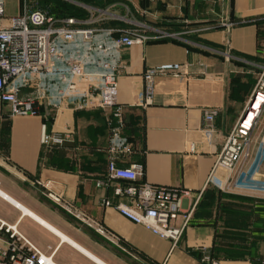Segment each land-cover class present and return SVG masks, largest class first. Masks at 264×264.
I'll use <instances>...</instances> for the list:
<instances>
[{
	"label": "crops",
	"instance_id": "crops-1",
	"mask_svg": "<svg viewBox=\"0 0 264 264\" xmlns=\"http://www.w3.org/2000/svg\"><path fill=\"white\" fill-rule=\"evenodd\" d=\"M70 1L87 12L88 7L113 6L111 10L122 15L124 4L134 20L177 35L115 53L120 61L123 135L132 145V152L120 154L117 164H140L141 180L187 190L181 209L192 211L190 224L173 244L103 204L104 198L127 201V197H116L112 187L96 185L107 175L108 120L113 113L112 109L78 108V96L68 98L58 109L45 101L37 116H11V106L0 102V190L106 264L110 263L36 212L34 198L27 195L34 190L45 193L36 181L55 185L62 203L92 221L96 229L105 230L118 264H208L206 256L221 264H264V192L223 191L210 181L226 137L264 66V0H108L96 6ZM19 7L18 0L13 15L21 13ZM106 24L127 26L115 20ZM208 26L215 28L198 30ZM77 43L78 47L69 45L70 53L84 54L85 44L81 39ZM108 58L94 52L86 60L87 68L99 70L101 61ZM173 64H181L187 74L156 77L152 103L141 105L145 72ZM44 82L50 91L61 85L55 75ZM208 108L218 110L213 130L204 127ZM44 125L52 131L70 130L73 139L48 148L41 142ZM263 136L252 149L251 161L257 158ZM256 176L264 179V158ZM215 178L224 181L227 173L218 169ZM0 200L16 215L14 222L6 221L19 228L28 215L1 195ZM50 232L60 240L53 246L61 248L66 242Z\"/></svg>",
	"mask_w": 264,
	"mask_h": 264
},
{
	"label": "built area",
	"instance_id": "built-area-1",
	"mask_svg": "<svg viewBox=\"0 0 264 264\" xmlns=\"http://www.w3.org/2000/svg\"><path fill=\"white\" fill-rule=\"evenodd\" d=\"M121 6L126 10L123 15L116 14L111 10L113 6H109L106 9L88 7L86 18H56L36 8L6 19L5 0H0V102L11 106V116H37L41 114L45 101L58 109L68 98L76 96L79 97L78 108L112 109V117L108 120L110 138L107 147L111 158L106 177L98 180L96 185L112 187L116 197H127V201L115 202L104 198L103 204L114 207L125 218L143 225L153 234L177 244L192 217V211L183 213L181 209L182 195L188 194V191L141 180L143 167L140 164L128 167L117 164L120 154L132 152V145L123 135L124 106L119 102L118 81L120 61L115 54L123 48L177 35L136 22L130 16L128 6ZM112 20L127 26L106 24ZM213 28L208 26L198 30ZM78 39L85 44L84 54L78 50L73 53L67 50L72 43L78 47ZM94 52L109 58L101 61L99 70L90 71L86 60ZM186 74L181 64L148 69L144 74L146 86L141 105L152 103L156 77ZM54 75H59L61 85L50 91L44 79ZM253 91L254 99L250 103L251 95L246 104L249 108L245 117L242 119L240 115L236 126L227 135L210 175V181L223 191L237 188L246 192H264V179L256 176L264 158V136L258 145V161H251L253 134L264 114V66ZM217 115L215 108L204 111L206 129L215 128ZM72 139L73 132L70 130L52 131L43 126L41 142L48 148L63 146ZM218 169L225 170L226 180L215 178ZM36 182L45 188L47 197L62 203V195L55 185L41 180ZM97 230L105 234L103 228ZM59 248L60 245H48L43 250L20 230L0 219V264H62L56 259ZM205 261L221 264L220 260L211 256H206Z\"/></svg>",
	"mask_w": 264,
	"mask_h": 264
},
{
	"label": "rangeland",
	"instance_id": "rangeland-1",
	"mask_svg": "<svg viewBox=\"0 0 264 264\" xmlns=\"http://www.w3.org/2000/svg\"><path fill=\"white\" fill-rule=\"evenodd\" d=\"M32 2L33 0H27L25 10L32 8ZM5 5L6 19H9L10 16L13 15V13L18 11V0H5ZM19 8V12L24 10L23 7L21 8V5ZM67 50L69 51V46H67ZM55 78L57 79V81L59 80V83H61L59 75L55 76ZM262 135H264V114L262 115L259 127L253 136V148ZM28 190H30V188H28ZM27 195L28 199L30 200L34 198L33 201L37 207V213H39L40 215L42 214L43 217H45L48 221H50L59 229L74 238L76 241L90 249L106 262L110 264L119 263V260L114 255V250L111 249L109 240H107L106 236L100 233L95 228V225L92 221L83 218L75 209H70L66 203H56L38 190L30 191V193ZM12 211L13 210H11V208H9V206L5 202L0 200V216L3 218V220L5 219L4 221L7 220L11 223L14 222V218H16V215ZM8 212L12 213L13 215H9ZM85 227H89L94 230L98 236L104 239V242L100 243L94 240L84 231ZM18 229L43 250L49 244L56 245L60 242L57 236H55V238L50 234L51 232L49 230L43 228L28 216H26L25 220L20 224ZM56 259L62 264H95L92 260H90L88 257L83 255L81 252L67 243H64L61 246L56 255Z\"/></svg>",
	"mask_w": 264,
	"mask_h": 264
},
{
	"label": "trees",
	"instance_id": "trees-1",
	"mask_svg": "<svg viewBox=\"0 0 264 264\" xmlns=\"http://www.w3.org/2000/svg\"><path fill=\"white\" fill-rule=\"evenodd\" d=\"M83 3H87L88 5H106L109 1L103 0L99 2L97 0H76ZM21 8L23 7V11H25L27 0H20ZM32 8L30 9H42L47 11L49 14L55 16L56 18H64V17H78V18H86L88 17L89 13L83 9L81 6L73 3L70 0H33ZM84 231L90 235L94 240L98 242H104V239L98 236L94 230L89 227H85Z\"/></svg>",
	"mask_w": 264,
	"mask_h": 264
},
{
	"label": "bare ground",
	"instance_id": "bare-ground-1",
	"mask_svg": "<svg viewBox=\"0 0 264 264\" xmlns=\"http://www.w3.org/2000/svg\"><path fill=\"white\" fill-rule=\"evenodd\" d=\"M0 195L3 196L4 198H6L8 201H10L13 205L19 207L21 209V211L25 215H28V216L32 217L35 221H37L38 223H40L41 225H43L44 227H46L50 231H52L55 234H57L58 236H60V238L63 241H65L66 243L74 246L76 249H78L79 251H81L83 254H85L87 257H89L90 259H92L96 263H98V264H106L101 259H99L95 255H93L92 253H90L89 251H87L86 249H84L83 247H81L80 245H78L77 243H75L74 241H72L69 237H67L64 234H62L59 230H57L55 227H53L52 225H50L44 219L40 218L35 213H33L32 211H30L29 209H27L26 207H24L23 205H21L20 203H18L17 201H15L14 199H12L8 195H6L5 193H3L1 190H0ZM1 220L4 221L3 219H1ZM4 222L6 224H9L6 221H4ZM9 225H11V224H9ZM11 227H14V228H16L19 231L17 224H13V225H11Z\"/></svg>",
	"mask_w": 264,
	"mask_h": 264
},
{
	"label": "water",
	"instance_id": "water-1",
	"mask_svg": "<svg viewBox=\"0 0 264 264\" xmlns=\"http://www.w3.org/2000/svg\"><path fill=\"white\" fill-rule=\"evenodd\" d=\"M254 94H255V93H254V91H253V93L251 94L252 97H251V101H250V103H251L252 100L254 99ZM248 108H249V105H246L245 108L243 109V112H242V114H241L242 119L245 117V115H246V113H247V111H248ZM259 156H260V154L257 155L256 162L258 161Z\"/></svg>",
	"mask_w": 264,
	"mask_h": 264
}]
</instances>
